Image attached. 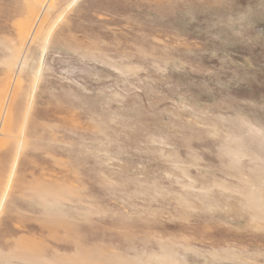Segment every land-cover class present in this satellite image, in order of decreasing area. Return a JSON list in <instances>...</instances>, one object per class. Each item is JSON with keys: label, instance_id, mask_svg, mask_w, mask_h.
Instances as JSON below:
<instances>
[{"label": "rangeland", "instance_id": "rangeland-1", "mask_svg": "<svg viewBox=\"0 0 264 264\" xmlns=\"http://www.w3.org/2000/svg\"><path fill=\"white\" fill-rule=\"evenodd\" d=\"M0 264H264V0H0Z\"/></svg>", "mask_w": 264, "mask_h": 264}]
</instances>
